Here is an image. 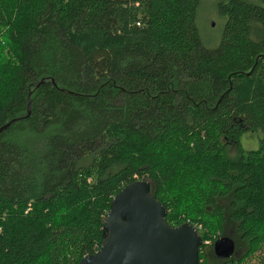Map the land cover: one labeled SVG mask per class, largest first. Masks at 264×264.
Wrapping results in <instances>:
<instances>
[{
	"label": "trees",
	"instance_id": "trees-1",
	"mask_svg": "<svg viewBox=\"0 0 264 264\" xmlns=\"http://www.w3.org/2000/svg\"><path fill=\"white\" fill-rule=\"evenodd\" d=\"M200 1L0 0V264H76L140 179L198 264H264V0L216 1L212 47Z\"/></svg>",
	"mask_w": 264,
	"mask_h": 264
},
{
	"label": "water",
	"instance_id": "water-1",
	"mask_svg": "<svg viewBox=\"0 0 264 264\" xmlns=\"http://www.w3.org/2000/svg\"><path fill=\"white\" fill-rule=\"evenodd\" d=\"M165 215L149 181L125 185L111 200L99 248L76 264H198L200 232L189 223L169 226ZM212 250L217 258L228 259L234 241L222 235L213 242Z\"/></svg>",
	"mask_w": 264,
	"mask_h": 264
},
{
	"label": "rangeland",
	"instance_id": "rangeland-1",
	"mask_svg": "<svg viewBox=\"0 0 264 264\" xmlns=\"http://www.w3.org/2000/svg\"><path fill=\"white\" fill-rule=\"evenodd\" d=\"M216 1L218 0H201L199 8L197 10V19L200 27V37L203 43L208 45L209 47L217 45L221 32V20L215 14L214 10ZM210 21L214 22L212 26L210 25ZM259 138L260 134L256 131H248L242 134L240 138V144L245 150L255 149L259 144ZM236 153L237 152L235 147L229 150L230 156H235ZM261 252L264 253V248L261 250ZM253 262L254 261L251 259V261L245 262L244 264H251Z\"/></svg>",
	"mask_w": 264,
	"mask_h": 264
},
{
	"label": "flooded vegetation",
	"instance_id": "flooded-vegetation-1",
	"mask_svg": "<svg viewBox=\"0 0 264 264\" xmlns=\"http://www.w3.org/2000/svg\"><path fill=\"white\" fill-rule=\"evenodd\" d=\"M261 55H264V54H261ZM243 255H244V252H243V251H238V249H236V244H235V242H234V252H233V254H232L230 257H232V256H237V258H239V257H241V256H243ZM215 257H216V256L214 255V253H213V255L210 256V258L213 259V260H215ZM230 257H229V258H230ZM216 259L220 260L221 262L227 260V259H221V258H217V257H216ZM201 261H202V260H201Z\"/></svg>",
	"mask_w": 264,
	"mask_h": 264
},
{
	"label": "built area",
	"instance_id": "built-area-1",
	"mask_svg": "<svg viewBox=\"0 0 264 264\" xmlns=\"http://www.w3.org/2000/svg\"><path fill=\"white\" fill-rule=\"evenodd\" d=\"M196 229H197V228H196ZM197 230H199V228H198ZM205 243H207V241H206Z\"/></svg>",
	"mask_w": 264,
	"mask_h": 264
}]
</instances>
